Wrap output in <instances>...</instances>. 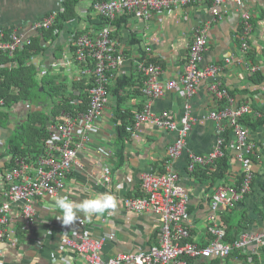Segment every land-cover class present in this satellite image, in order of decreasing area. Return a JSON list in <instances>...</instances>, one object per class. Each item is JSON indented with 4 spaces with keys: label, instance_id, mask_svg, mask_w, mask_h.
<instances>
[{
    "label": "crops",
    "instance_id": "obj_1",
    "mask_svg": "<svg viewBox=\"0 0 264 264\" xmlns=\"http://www.w3.org/2000/svg\"><path fill=\"white\" fill-rule=\"evenodd\" d=\"M66 1L68 0H0V31L7 35L15 30L36 37L37 33L27 31V27L52 12H59L64 8ZM96 1L101 0H76L74 17L64 23L62 30L52 42L45 44L47 49L28 59V63L40 65L59 61L54 56L55 49L61 48L64 53L68 38L74 29L83 33L90 24L98 27L95 16L87 12ZM244 7L249 11L252 23L248 49L245 52L241 49L240 14L233 0L224 3L223 16L216 21L212 18L208 4L197 3L154 13L147 21L129 19L127 22V19L121 18L116 23L113 35L120 49L127 55L135 51L142 54L147 44L154 57L161 62L166 72L165 76L175 78L183 72L186 55L197 28L210 22L208 47L201 64L214 63L221 66L220 82L229 89L235 102L238 104L250 102L252 108L257 109L259 105H264L262 99L264 80H260L259 75L251 79L249 68L255 65L264 75V0H247ZM42 35L40 31L37 36L41 39ZM37 56L40 57L38 60ZM227 57H231L232 61L227 63L225 61ZM54 68L63 74L65 82L77 77V68L73 64L58 65ZM210 81L209 79L201 81L196 93L191 97H188L182 88L166 90L164 95L154 100L152 104L155 111L166 110L176 117L183 114L185 104L190 106L194 123L186 139L185 152L173 161V168L189 196L187 208L189 241L199 245H206L210 239L207 232V215L210 212L213 189L223 185L239 186L241 175V165L234 159V150L230 146L234 140L232 132L225 134L224 156L228 157L230 165L225 179L209 176L214 167L208 169L209 172L204 174L205 176L199 174L198 170L189 172L187 169V152L206 154L216 143L217 130L209 117L211 109L216 107V101L209 90ZM126 92L130 94V88H127ZM126 100H130L129 102L139 109L147 98L138 93L126 98L121 94L112 93L103 118L110 126L78 152L80 166L74 167L67 175L65 187L55 197H42L35 203L36 219L33 226H27L25 223L21 214V203L11 205L8 236L0 243V264H82L84 261L78 253L64 244L67 235L76 236L82 233L106 237L100 250L103 258L147 250L158 243L160 217L152 212L137 213L127 210L123 205V199L142 194L140 184L143 173L164 170L167 149L175 139V134L151 123H143L133 136H130L125 127L123 132H120L118 128L120 118L117 117L121 108L126 106ZM50 103V100L45 102L46 110ZM29 107H33V104H28L26 110L19 109L15 118L11 116V110L7 127L0 128V202L3 200L5 189L4 171L12 167L7 166L13 157L9 149V137L16 123L26 117ZM41 108L43 109L42 106ZM130 110L129 114H132L133 110ZM113 122L118 123L117 129L113 128L115 124L111 125ZM250 131L256 148L261 151V145H264V125L257 130L250 128ZM102 153H106L105 158ZM37 154L39 153L29 152L28 155ZM106 166L110 168L109 186L103 183L102 178ZM255 184L253 192L233 206L236 209L234 221L237 222L244 216L249 231L264 232V214L261 210L263 205L260 200L263 182ZM95 194L113 195L116 208L92 216L78 214V219L69 225H64L57 219L60 210L55 207V200L58 196H68L72 201L82 202ZM226 210L224 206L220 208L219 222H222L221 214L226 215ZM110 234H113L112 239L109 238ZM254 249L250 246L239 254H231L220 260L213 259L210 263L264 264V260L260 258L258 261L251 256L247 260L242 258V254L253 253Z\"/></svg>",
    "mask_w": 264,
    "mask_h": 264
},
{
    "label": "built area",
    "instance_id": "obj_2",
    "mask_svg": "<svg viewBox=\"0 0 264 264\" xmlns=\"http://www.w3.org/2000/svg\"><path fill=\"white\" fill-rule=\"evenodd\" d=\"M228 0H101L92 3L88 13L95 16L98 27L90 24L83 33L74 29L64 48L63 58L48 64L38 65L40 74L51 68L75 65L77 77L65 82L58 80L60 91L72 88V81H86L88 102L84 110H77L81 102L76 100L71 109H62L54 118L46 121V138L41 152L37 155H18L14 157V165L4 171L5 189L0 202V243L9 232L10 209L14 203H21V214L27 226H33L36 219L34 205L42 197H55L65 187V178L74 167L80 166L78 152L84 149L94 137L110 126L103 120L105 108L112 97L111 87L118 77L132 78L133 86L130 94L121 90L123 98L138 93L147 98L139 108L126 100L121 108L120 121L126 131L133 136L143 123H151L161 129L175 134V139L168 146L166 163L162 172H145L141 176V195L124 197L123 205L127 210L143 213L152 212L161 219L158 243L147 250L135 253L117 254L111 258H103L100 250L106 237L82 233L76 236L67 235L64 244L74 249L83 259L82 264H211L213 259L228 257L234 250H246L254 247L258 252L264 244V232L242 230L233 240H227L226 228L218 221V212L222 206L233 207L250 193L254 179V163L250 155H256V146L249 126L241 120L251 114L255 118L264 116V105L253 109L250 102L236 103L229 89L220 82L212 80L209 90L216 107L209 112L216 130V143L206 154L187 152V169L195 172L198 169H213L215 162L225 155V134L232 132L234 140L230 144L233 157L241 165L242 180L239 186H218L210 197V212L207 215V232L210 235L206 245L189 241L188 201L189 196L180 183L178 174L173 168V161L185 152L187 136L192 128L194 118L190 106L184 105V112L176 117L166 110L155 111L153 101L162 97L166 90L182 88L188 97L196 93L201 81L220 76L222 67L208 63L202 65L208 47V30L210 22L198 27L186 55L183 72L177 77H166L160 61L154 57L147 44L143 53L125 54L119 47L113 31L116 23L124 18L131 20H150L154 13L171 9H180L188 5L205 3L209 5L213 20L222 18L224 3ZM239 10L241 49H248V37L252 32L250 13L244 7L247 0H233ZM62 8L59 12H62ZM59 12H52L40 21L32 22L27 31L36 36L40 31L52 28ZM126 22V23H127ZM54 32H58L55 29ZM38 37V36H37ZM34 36L25 32L11 31L5 35L0 31V55L14 57L17 51L24 50L32 44ZM43 40V36L41 37ZM227 63L232 58H226ZM9 68H16L19 63H9ZM264 68V67H263ZM260 68L252 65L249 76ZM66 80V79H65ZM17 93V90H15ZM120 95V94H119ZM61 101L62 98H56ZM264 103V96H263ZM73 104V101H71ZM5 100L0 98V107ZM128 104V106H127ZM129 107L133 108L132 110ZM129 110L132 114H129ZM117 129L116 122L111 125ZM103 158L106 153H102ZM103 183L111 184L110 168L105 167ZM113 238V234L109 235ZM1 256V251H0ZM70 264V263H64Z\"/></svg>",
    "mask_w": 264,
    "mask_h": 264
},
{
    "label": "trees",
    "instance_id": "obj_3",
    "mask_svg": "<svg viewBox=\"0 0 264 264\" xmlns=\"http://www.w3.org/2000/svg\"><path fill=\"white\" fill-rule=\"evenodd\" d=\"M75 5L76 0H68L64 3V10L59 12L56 19L55 25L48 29L42 31L43 40L40 37H35L32 40V44L26 46L24 50L17 51L14 57H9L6 54L0 55V98L5 100L3 107H0V128H6L9 123L10 111L14 105L21 102H28L33 104V107H29V111L24 119H21L16 123V127L13 133L9 137V149L11 155L13 156L10 163L7 166L14 165V157L18 155H26L29 152L40 153L46 138V121L48 119L57 116L62 109H71L77 99L80 98L81 102L77 110H84L88 102V92L86 81H80L75 79L72 81V88H70L66 83L64 90L60 91L58 87V80L65 78L60 71L55 68L48 66V71L43 75L38 71V65L34 62L28 63V59L33 58L35 55L44 52L47 48L45 44L47 42H52L60 30H62L64 23L75 15ZM58 29V32H54ZM55 58L61 59L63 52L61 48L55 49ZM19 63L16 68H9V63ZM57 68V67H56ZM260 77V80H264V75L260 71H256L251 77ZM133 86L132 78L127 76L118 77L115 85L111 87L112 93L115 95L121 94L120 91L125 88H130ZM17 90V93H15ZM56 98H62L58 101ZM47 100L51 103L47 110L44 108V104ZM73 101V104L71 103ZM43 107V109L41 108ZM49 112V113H48ZM121 116V114H119ZM244 124H247L252 130H257L259 127L264 125V116L262 118H255L253 115H245L242 120ZM119 131L123 132L124 125L119 124ZM256 155H250V159L254 163V179L253 184L257 182L259 178L264 180V145H261V151L256 148ZM230 170L229 159L227 156L217 160L215 162L214 171L209 172L208 169L200 170L198 173L202 176L209 172L211 178L217 177L219 179H225ZM197 171V170H196ZM204 175V176H205ZM239 183L242 180V173L239 176ZM261 197L263 207L261 208L264 214V182L261 185ZM250 193L246 194L245 197ZM244 197V198H245ZM243 200V199H242ZM241 200V201H242ZM240 201V202H241ZM227 209L226 215L221 214L222 224L226 228L227 240H233L237 233L242 230H249L246 224V219L244 216L237 222L234 221L235 207H225ZM242 250H234L231 254L240 253ZM231 254L229 256H231ZM251 256L252 259L258 261L257 259L264 260V244L261 246L259 251L256 253H246L242 254V258L247 260ZM220 260V259H217Z\"/></svg>",
    "mask_w": 264,
    "mask_h": 264
},
{
    "label": "clouds",
    "instance_id": "obj_4",
    "mask_svg": "<svg viewBox=\"0 0 264 264\" xmlns=\"http://www.w3.org/2000/svg\"><path fill=\"white\" fill-rule=\"evenodd\" d=\"M55 207L60 210L57 219L64 225H69L78 219V214L85 213L88 216L103 214L116 208L115 197L111 194H95L82 202L72 201L68 196H58Z\"/></svg>",
    "mask_w": 264,
    "mask_h": 264
},
{
    "label": "rangeland",
    "instance_id": "obj_5",
    "mask_svg": "<svg viewBox=\"0 0 264 264\" xmlns=\"http://www.w3.org/2000/svg\"><path fill=\"white\" fill-rule=\"evenodd\" d=\"M39 58H40L39 56L36 57L37 60H38ZM28 104H29L28 102H21V103H18V104H16V105H14V107L12 108V111H11V116H12L13 118H15V117H16V114H17V111H18L19 109H25V110H26ZM257 182H264V180H262L261 178H259V179L257 180ZM257 184H258V183H257ZM257 184H255L256 187H258Z\"/></svg>",
    "mask_w": 264,
    "mask_h": 264
},
{
    "label": "water",
    "instance_id": "obj_6",
    "mask_svg": "<svg viewBox=\"0 0 264 264\" xmlns=\"http://www.w3.org/2000/svg\"><path fill=\"white\" fill-rule=\"evenodd\" d=\"M220 78H221L220 76H216V77H211V78H209V80H211V81H212V80H220Z\"/></svg>",
    "mask_w": 264,
    "mask_h": 264
}]
</instances>
